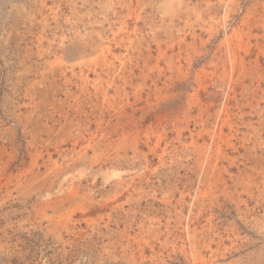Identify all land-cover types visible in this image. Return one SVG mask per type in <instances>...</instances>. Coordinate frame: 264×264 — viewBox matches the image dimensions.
Returning <instances> with one entry per match:
<instances>
[{
    "label": "rangeland",
    "instance_id": "rangeland-1",
    "mask_svg": "<svg viewBox=\"0 0 264 264\" xmlns=\"http://www.w3.org/2000/svg\"><path fill=\"white\" fill-rule=\"evenodd\" d=\"M0 264H264V0H0Z\"/></svg>",
    "mask_w": 264,
    "mask_h": 264
}]
</instances>
